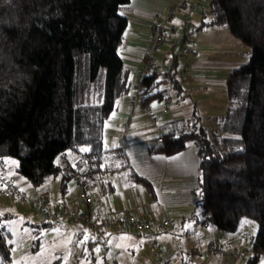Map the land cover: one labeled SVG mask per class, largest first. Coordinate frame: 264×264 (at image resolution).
Returning a JSON list of instances; mask_svg holds the SVG:
<instances>
[{"label":"trees","instance_id":"trees-1","mask_svg":"<svg viewBox=\"0 0 264 264\" xmlns=\"http://www.w3.org/2000/svg\"><path fill=\"white\" fill-rule=\"evenodd\" d=\"M128 1L0 0V158L14 159L15 172L32 187L59 176L64 192L75 172L87 183L85 175L100 169L103 124L129 86L118 53L127 26L119 9ZM202 13L198 23L187 22L190 32L223 26L248 48V58L225 76L228 104L212 130L190 118L171 120L162 142L151 148L169 155L192 142L199 221L225 233L235 232L242 220L253 221L256 231L243 264H255L264 255V0H209ZM157 74L138 80L144 87L141 106L163 96ZM164 74L179 89L173 73ZM112 150L115 157L124 155L119 147ZM67 151L82 152L89 169L67 164L64 172L57 157ZM128 175L154 195L148 180L133 171ZM9 216L0 215V264L12 261L11 234L1 223ZM90 234L87 246L97 242ZM38 243L32 241L30 250ZM49 264H61L60 256Z\"/></svg>","mask_w":264,"mask_h":264},{"label":"rangeland","instance_id":"rangeland-1","mask_svg":"<svg viewBox=\"0 0 264 264\" xmlns=\"http://www.w3.org/2000/svg\"><path fill=\"white\" fill-rule=\"evenodd\" d=\"M208 5L209 0H188L184 5H181V0H130L127 4L121 5L119 9V12L127 19L122 44L126 42V36L131 32L136 36L137 47L144 50L147 47L150 32L156 31V27L159 26L163 28L162 44L159 49L152 52L151 57L159 70L156 76V89L166 90L168 96L160 101L150 100L148 104L153 110L165 107L167 111L165 113L156 111V119L153 120L145 113L139 101L130 103V96L135 93L133 87L135 71H142L144 62L143 57L140 61H127L123 56L124 52L121 50L123 45L121 44L118 53L122 55L123 66L127 69L129 86L125 95L123 94L125 97L117 100L115 108L105 120L102 133L105 150L99 165L100 169L95 176L96 186H91L89 193L93 199L104 202L115 215L116 213L134 214L140 207L141 212L144 209L148 210L146 218L167 219L168 224L163 230H168L171 240L168 243L163 241L162 236L165 234L162 233L163 231L154 235H135L125 231H118L122 233L111 232L106 240V259L110 262L116 260V264H167V257L165 254L162 255L163 249H167L168 253L175 254V252L185 251L189 248L188 245H191L190 240L186 241V235L181 231L182 228L188 226L189 222L182 218L185 213L182 212L179 205H174L173 201L161 196L152 200L150 194L144 191L141 185L128 179V173L130 169H133L139 174L153 176L154 164L152 167L148 165L151 157L147 147L156 145V138L163 133V129L159 126L160 122L173 118L175 114L190 116L192 108H195L198 114L195 112L192 116L195 125L203 126L209 132L212 130L213 123L206 117L208 105H212L213 112L216 114L224 113L227 107L224 78L232 68L247 60L248 48L234 39L223 26L213 25L190 32L187 22L198 23L202 12H207ZM169 9L172 10L171 15L168 14ZM208 18L209 16L205 14V19ZM151 26H155V28L152 29ZM184 34L187 39L193 42L191 46L194 49L193 52L191 50L189 53H181V48H184L187 43L186 40L181 42V36ZM173 61H175V65L172 64ZM182 68L186 73L194 68L202 75L215 74L216 84L208 79L201 86L187 84L186 76L179 74ZM165 70H170L173 73L171 78L180 84L181 89L176 90L171 79L163 78ZM187 88L190 89L189 92H186ZM212 93L216 96H211ZM175 102L177 107L174 106ZM128 120L131 122L129 125ZM109 124L113 128L108 132ZM115 147L125 151L126 162L122 157H115L114 154L117 151L112 150ZM186 148H194L192 142H187ZM66 153L74 152L67 151ZM77 153L78 157L82 159V152ZM8 159L11 160L10 164L5 163V165L17 177V181H20L23 189L35 195H43L40 193L41 189L51 180L39 187H32L15 172L14 166H12V162L15 163V160ZM82 167L81 169H86V163ZM107 181L112 183L113 189L109 192H101V185H105ZM52 186V189L46 192L47 205L54 209L63 207L51 202L50 199L59 197L57 183L54 182ZM66 186L67 191H70L72 181L66 182ZM74 187L73 185L72 189L75 193ZM200 210L199 205H193L188 210V214L193 212L198 215ZM7 214L11 216L1 219V223L11 234L9 242L12 261L10 264H49L57 256H60L61 264L101 263L102 259L97 254V247L94 246L95 248L90 250L85 244V238L89 233L87 228H83L84 235L79 237L72 235L73 227L71 225L70 227L44 228L39 226L44 221L35 208L19 201L6 199L0 194V215ZM64 220L67 218L62 222ZM244 221L249 223L245 225L240 223L238 229L232 232L235 237L239 230L254 235L256 224L253 221ZM68 224L70 223L68 222ZM36 238H39L36 250H30V245ZM152 242L155 245H151ZM78 254L81 256L78 257ZM247 255L245 254L239 263H244ZM216 256L223 257L222 255ZM169 262L178 264L175 259H170Z\"/></svg>","mask_w":264,"mask_h":264},{"label":"crops","instance_id":"crops-1","mask_svg":"<svg viewBox=\"0 0 264 264\" xmlns=\"http://www.w3.org/2000/svg\"><path fill=\"white\" fill-rule=\"evenodd\" d=\"M209 26H213V25H209ZM209 26H206L202 29H205ZM154 27L155 26H151L152 29ZM202 29H200V30H202ZM126 37H127L126 42H123V44H122V41H124L123 40L124 38L121 41V44L123 45L121 50L124 52V55H123L124 58H126L127 61H130V60L140 61V59L143 57L146 49L142 50L140 47H137L138 45H137V40H136L135 34L129 32V34ZM147 43H148V41H147ZM193 51H194V49H192V52ZM119 56L122 57L121 54H119ZM135 58H137V59H135ZM134 70H136V69H134ZM139 72L140 71L136 70L135 75L133 77L134 91H135V86L137 85L138 80H139L138 79ZM127 76H128V73H127ZM185 76H186L185 82L187 84H193V85H198V86H201L202 83H204V81L206 79H208V81H212L214 84H216V82H215L216 80H214V79H217L215 74L214 75L213 74H203L202 75V73H199L194 68L192 71H187ZM164 77H166V76L163 72V78ZM179 89H181L180 84H179ZM179 89H176V90H179ZM159 90H161L163 92V96L160 97V99H151V100L160 101L162 99H165L168 96V93L166 92V90H164V89H159ZM188 90H190V89L187 88L186 92H189ZM224 94H225V87H224ZM211 96H216V95H213V93H212ZM122 97H125V96L121 95L119 97L120 100ZM119 98H118V100H119ZM225 98H226V96H225ZM149 101L147 102V104L149 103ZM176 105L177 104L175 102L174 106L177 107ZM140 106H141V103H140ZM161 108L162 107H159L158 109L153 110L152 115H149L146 112L145 113L148 116L152 117L153 120H155L156 114H157L156 111H158L160 113H165L167 111L166 110L165 112H163V111H161ZM195 112H196L195 108H192L190 116H181V115L175 114L173 116V118L160 122L159 126L163 129L162 131L164 132V125L167 122H169L171 120H178L181 118L184 120L185 119L187 120L189 118L193 119L194 117H192V116H194ZM196 114H197V112H196ZM219 115H221V114H216L213 112L212 105H210V106L208 105L206 117H208L210 119V121H213V119ZM105 122H104V124H105ZM127 123H128V125L131 124V122L129 120ZM104 124H103V126H105ZM112 128H113V126L111 124H109L107 131L108 132L111 131ZM154 146H156V145H154ZM154 146L149 145L147 147V151L149 153V156L151 157L149 162H148V165L150 167H152V165L154 164L153 176L146 175L144 173L139 174V173L135 172L133 169H130V171L135 172L137 175L145 178L146 180H148L151 183L152 188H153V192H154L153 196L150 195L152 197V200H155L159 196L167 198L168 200L170 199L171 201H173L174 205H179L182 212L185 213L182 215V218L187 219L189 222L188 226H186L185 228H182L181 231L186 235V241L190 240L191 245H188L189 248L186 249L185 251L175 252V254L171 253V252L168 253L169 251L167 249L166 250L163 249V252L162 251L161 252H162V255L165 254V257H167V259H168L167 264H170V262H169L170 259H175L176 263H178V264H229V263L230 264H238L239 261L242 260V257L245 254L249 253V252L244 251V249L247 248L249 245L248 242L245 241L244 239H242L240 236L241 233H243L245 231L239 230L237 232V237H235L234 233H232V232L231 233L219 232L218 230L213 229L212 227L200 222L199 221L200 220L199 214L195 215V214H193V212L188 214V210H190V208L193 207V205H197L196 204V200H197L196 187H197V178H198L197 175L199 174V168H198V159H197L195 147L191 148V149H187L185 146L183 149H181V150H179L173 154L164 155V154H161L157 151H153L152 148ZM123 154L124 155L122 156V159L124 160V162H126L127 156L125 154V151H123ZM63 159H64L66 164L72 166L73 168H75L79 171L83 172V171H86L89 169L88 162L86 160H84L83 157H82V159L79 158L77 152H74L72 154H67L65 152L63 155ZM9 161H11V160H9L8 158H0L1 163L10 164ZM84 163H86L87 167H85L86 169H81V168H83L82 165ZM124 165H125V163H124ZM12 166H15L14 162H12ZM94 166L95 165H92L91 168H93ZM97 171H99V170H96V169L91 170L85 175L87 178L86 185L88 187V190H89V188L91 189V186L92 187L96 186L95 176L97 175ZM128 179L131 182H133L129 178V175H128ZM50 180H51V182H48ZM46 181L48 182V184L46 186H44V188H42L40 191V193L43 194L45 197H47L46 192H49L52 189V187H53L52 185L54 184V182L57 183L59 197H57V199L56 198L50 199L53 204H55V205L57 204V206H64V207L77 206L76 201H75V196H74L75 193L72 189V187L74 185V181L72 180V178H69L67 181L68 183H70L72 181L71 190L67 191V186H66L64 192L60 191L59 176L49 177ZM46 181H45V183H46ZM16 182L21 188H23L20 184V181L18 182L16 180ZM112 189H113V185L110 181H107L105 185H101V188H100L101 192H109ZM69 192H70V194H69ZM93 200H94V211L97 215L111 214V215L116 216V217L122 215V213L121 214L116 213V215H115V213H112V211H110L107 208V206L105 205L104 202L97 201L96 199H93ZM139 208L140 207H138V209H137L136 213H134V215H136L137 217H140V218H146L145 215L148 212V210L144 209L143 212H141ZM200 212H201V210L199 211V213ZM153 220L160 221L161 219L160 220L159 219H153ZM68 222L70 224H68ZM65 223H67V224H65ZM241 223L245 225V224H248L249 222L242 220ZM70 225H71V227H73L72 228V235L73 236L79 237V236L84 235L83 228H86V227H84L81 224L76 223L70 219L64 220L60 226L70 227ZM60 226H58V227H60ZM118 233H122V232H118ZM130 233H133V232H130ZM162 233H165V234H163L164 236H162L163 241L168 243L171 240L170 233H168L167 229L163 230ZM110 234L111 233H109L108 236ZM133 234L143 235V234H137V233H133ZM144 235H149V234H144ZM92 237L93 236H91V234L89 232L87 234V237L85 238V244H86L87 240H92L93 239ZM131 241H135V240H131ZM211 242H215V243L219 244V246L221 247V250H227L230 252H234L237 255L236 254L225 255L222 251L219 252L218 254H211L209 252V245ZM87 247L90 250L93 249L94 243L90 242V245ZM160 250H161V248H160ZM79 254H78V257L81 256ZM216 255H222L223 257L219 258ZM114 263L116 264L117 261L114 260ZM242 263H239V264H242ZM255 264H264V255L261 256Z\"/></svg>","mask_w":264,"mask_h":264},{"label":"built area","instance_id":"built-area-1","mask_svg":"<svg viewBox=\"0 0 264 264\" xmlns=\"http://www.w3.org/2000/svg\"><path fill=\"white\" fill-rule=\"evenodd\" d=\"M188 0H181V5H184ZM172 10H168L171 15ZM156 31H151L148 37V44L143 55L144 68L138 74V79L151 74L153 71H158L157 66L151 57L152 52L159 49L162 44V27H156ZM186 46L181 48V53H189L192 48L193 42L189 39L186 40ZM181 76L186 74L184 68L179 72ZM148 86H154V80H149ZM144 87L139 83L135 86L134 95L130 96V103L140 101L143 98ZM143 110L149 114H153V109L149 104L142 106ZM161 111L165 112L166 108L162 107ZM162 142L161 137L156 138V145ZM63 155L59 154L57 161L60 163L64 172L69 170L67 164L63 159ZM74 181L75 188V207H58L56 209L50 208L47 205L48 199L44 195H35L23 188H21L16 180L17 177L6 167L4 163L0 162V194L2 197L22 202L28 206L36 209L44 222L51 224L53 227L61 225L63 219H70L86 227L93 235H95L97 242L94 246L97 247V254L102 259L100 264H115L106 259L107 252V237L111 232L125 231L138 234L154 235L163 231L164 227L168 224L167 219L163 218L160 221H155L152 218H140L136 215L122 214L120 216H113L111 214L97 215L94 211V200L89 193L88 187L78 172H75L71 177ZM241 238L245 241L251 242L254 235L241 233ZM151 245H155L154 242ZM95 247H93L94 249ZM223 252L225 255L236 254L227 250H221L219 244L211 242L209 245V252L211 254H218ZM244 251L249 252V245ZM237 255V254H236Z\"/></svg>","mask_w":264,"mask_h":264}]
</instances>
